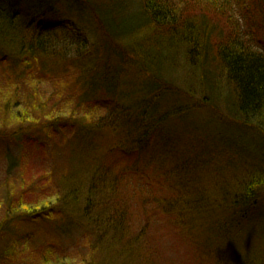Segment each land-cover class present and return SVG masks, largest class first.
Segmentation results:
<instances>
[{
  "label": "trees",
  "instance_id": "trees-1",
  "mask_svg": "<svg viewBox=\"0 0 264 264\" xmlns=\"http://www.w3.org/2000/svg\"><path fill=\"white\" fill-rule=\"evenodd\" d=\"M31 1L0 0V144L18 145L21 142L29 146L32 142L26 137L33 128L52 132V135L68 130L73 132L74 140L84 143H93L106 131H121L125 138L116 143L117 147L115 142L110 144V149L139 154L151 137H160L170 120L179 119L198 108L216 110L219 117L238 124L242 130H256L264 143V55L253 45L258 38L262 39V34L254 36L250 27L242 29L232 21L240 9H243L246 19L264 16V0H73L89 12L91 23L99 35L94 44L90 42L86 29L74 23L49 22L46 13L33 18L28 13L22 19L18 9ZM133 5L147 20L143 27L146 36L139 41L134 39L132 32L125 36L118 34V28L124 25L126 31L129 30L126 20L130 13L133 17ZM224 11L230 18L228 29L221 16ZM214 16H218L219 25L210 21L215 19ZM130 25L135 26L134 22ZM140 41L146 43L139 45ZM181 62L185 70L197 77L200 100L189 106L185 102L184 110L171 103L162 111L155 110L159 101L171 102L181 96L179 88L173 84L175 77L171 79ZM127 72L134 77L130 83H145L143 92L135 97L138 109L132 117L131 112L120 105V92L117 96L106 94L107 89L121 86L119 77L126 76ZM45 84L50 85L49 94L41 90ZM184 97L194 100L191 94ZM80 111L82 114L78 117L77 112ZM108 157L93 165L90 178L96 193L98 187L95 184L101 180L106 183L108 195L101 210L102 213H107L109 208L113 211L108 217L98 212L92 225L98 232L99 244L103 245V241L109 238L116 240L113 242L127 243L120 250L140 262V258L147 257L144 256V248L149 224L155 221H150V213L135 233V227L129 226L132 218H128L132 214L127 210V204L135 202L140 206L143 200L146 201L144 197H148L146 193L152 192L134 184L130 188L135 193L127 191L129 178L120 173L124 169L116 170L107 165ZM26 158L25 149L19 160L9 159L12 163L1 188L8 189L14 182L21 184L17 177L22 176L21 168ZM144 183L149 187H158L156 185L159 184ZM76 185L75 181L69 186L64 182L57 194L65 192V196L71 195L72 199ZM27 189L21 186L20 194L16 195L7 190L0 200V240L3 239V243L5 236L9 235L10 224L33 223L50 219L53 214L62 215L50 204L39 205L46 200L44 194L37 197L38 200H28L27 204L25 196L33 194ZM237 191L231 195L232 198L230 195L225 198L230 206L221 207L219 203L217 207L212 201L205 208L200 199L197 203L192 201V197L188 201L185 199L191 208L183 204L185 208L179 212L183 223L177 233L188 227L192 234L190 228L194 225L202 227L204 222L198 221L203 219L202 213L209 211L215 217L212 226L219 238L232 242L238 240L243 235L240 224L249 219L264 201V171L256 172ZM57 197L60 198L59 195ZM156 199L159 198L154 197L153 200ZM114 200L120 201L121 206ZM145 205L147 210L148 205ZM66 208H72L69 202ZM92 210L89 206L85 208L79 221L90 217H86V212ZM225 210L228 213H224ZM185 214H188V226H184ZM221 214H232L233 222ZM185 237L189 238L187 233ZM46 256L39 252L40 259L47 264L49 256Z\"/></svg>",
  "mask_w": 264,
  "mask_h": 264
},
{
  "label": "rangeland",
  "instance_id": "rangeland-1",
  "mask_svg": "<svg viewBox=\"0 0 264 264\" xmlns=\"http://www.w3.org/2000/svg\"><path fill=\"white\" fill-rule=\"evenodd\" d=\"M18 11L22 13V19L28 13L32 18L37 14L46 13L49 22L67 25L74 23L77 27L86 29L92 44L99 39L88 13L71 0H32L28 5L21 6ZM131 12L133 17L131 18L130 13L126 20L129 30L126 31L124 25L118 28V34L125 36L132 32L134 39L139 41L146 36L143 27L147 24V20L139 15V8L135 5L131 7ZM221 16L228 29L231 26L230 18L225 11ZM214 18L210 21L219 25L218 16ZM232 21L242 29L246 26L250 27L254 36L262 34V39L258 38L253 45L256 51L264 55V16L246 19L243 9H240ZM130 22H134L136 27L130 25ZM144 43L146 42L140 41L139 45ZM112 62L111 64L116 68L115 62ZM173 73L171 79L175 77L172 79L173 84L179 88L178 92L181 96L171 102L159 101L155 110L162 111L168 103L176 104L184 110L185 102L189 106L201 98L197 77L193 76V72L185 70L182 62L178 65L176 73L175 71ZM119 78L121 86L118 85V88L112 90L107 89L106 94L117 96L120 92V105L126 107V111L129 110L132 117V113L136 114L138 109L135 97L143 92L145 83L143 81L137 82V85L130 83L134 80L131 72H127L126 76L120 75ZM41 90L49 94L50 85L41 86ZM185 94L193 95L194 100L184 97ZM77 114L81 117L82 112ZM179 119L170 120L162 134L160 133L162 130L159 132L160 137H151L139 154L126 150V153L120 150V154L110 149V144L114 142L116 144L120 139L125 138L121 131H118L119 133L106 131L97 136L93 143H84L74 140L73 132L68 130L52 135L50 134L52 132L46 130L41 132L42 130L33 128L26 137L32 142L29 146H24L21 142L18 145L1 143L0 200L7 194L5 193L7 190L12 195H16L20 194L21 186L27 187L26 191L33 194L25 196L26 203L28 200H38L37 197L44 194L46 200L39 205L50 204L62 215L53 214L50 219L37 220L33 223L10 224L11 229H7L9 235L5 236L6 241L3 243V239L0 240V264H46L40 259L39 252L49 256L47 264L92 262L94 264H247L252 261H255V264H264V201L249 219H245L240 224L243 235L234 242L219 238L212 226L215 217L209 211L202 213L203 219L198 221L204 222L202 227L194 225L190 228L192 234L188 227L177 233L183 223L179 212H183L185 206L188 207L185 199L188 201L192 197L195 203L200 199V204H204L205 208L212 201L217 207L219 203L221 207L230 206L231 203L225 198H229V195L232 198L231 195L238 192V188L252 175L264 171L262 137L256 130L255 132L252 129L242 130L238 124L224 120L219 117L216 110L212 109L198 108ZM23 140L24 138L21 141ZM25 149L26 162L21 168L22 176L17 177L21 184L14 182L10 183L8 189L1 188L4 175L12 163L9 159H18ZM106 156H109L107 165L117 168L116 170L124 169L120 173L125 175L126 179L129 178L130 185L127 191L135 193L130 188L134 184L152 192L146 193L148 197H144L146 201L143 200L140 206L135 202H127V210H131L132 214L128 218H132L129 226L135 227V233L138 232L139 225L148 219L150 213H152L150 221H155L149 224L150 229L144 248V256L147 257L140 258V262L120 250V247L127 243L113 242L114 239L108 237L109 240L103 241V245L99 244L98 232L92 225V220L97 218L98 212L102 213L101 209L105 204L108 190L106 183L101 180L99 184H95V187H98L96 193V189L91 186V169ZM51 177L52 179L49 180ZM72 181L77 182L74 198L71 199V195L66 197L65 192L64 195L57 194L63 187L62 183L65 182L69 186ZM146 181L153 185L158 182L159 184L156 185L158 187H149L144 183ZM57 195L60 196L59 199ZM154 197L159 199L153 200ZM68 202L74 209L66 208ZM119 204L121 206V203ZM145 204L148 205L147 210ZM35 205L36 203H33V206ZM88 206L93 210L86 212V217L91 216L79 221V218H82L81 213ZM188 208H191V205ZM68 209L70 212L66 214ZM112 211L109 208L107 213L102 214L108 217ZM224 213L228 212L225 210ZM187 216L188 214L184 215L186 220L184 226H188ZM221 216L232 221V214H221ZM197 218L199 220L200 217L197 215ZM186 233L188 239L185 237ZM47 252H50L51 256Z\"/></svg>",
  "mask_w": 264,
  "mask_h": 264
}]
</instances>
